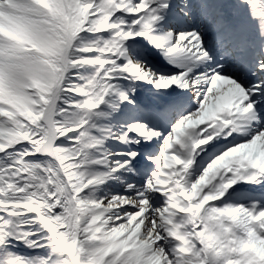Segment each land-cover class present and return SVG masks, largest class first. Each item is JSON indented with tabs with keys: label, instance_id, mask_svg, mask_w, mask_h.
I'll return each mask as SVG.
<instances>
[{
	"label": "snow or ice",
	"instance_id": "1",
	"mask_svg": "<svg viewBox=\"0 0 264 264\" xmlns=\"http://www.w3.org/2000/svg\"><path fill=\"white\" fill-rule=\"evenodd\" d=\"M0 264H264V0H0Z\"/></svg>",
	"mask_w": 264,
	"mask_h": 264
}]
</instances>
